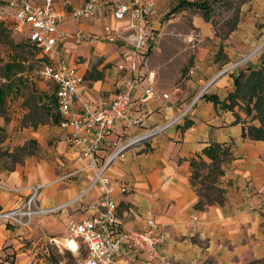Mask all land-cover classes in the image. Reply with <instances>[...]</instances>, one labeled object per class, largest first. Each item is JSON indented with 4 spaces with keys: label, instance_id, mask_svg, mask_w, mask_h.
<instances>
[{
    "label": "crops",
    "instance_id": "obj_1",
    "mask_svg": "<svg viewBox=\"0 0 264 264\" xmlns=\"http://www.w3.org/2000/svg\"><path fill=\"white\" fill-rule=\"evenodd\" d=\"M177 1L155 0L154 13L141 20L147 37L133 71L120 67L129 59L127 44L105 30L106 25L115 30L122 23L108 5L96 16L74 17L71 6L84 0L58 4L66 12L59 24L65 38L59 45L63 55L80 66L83 97L111 99L126 79H135L128 111L142 122L133 125L118 119L109 137L121 140L155 132L128 147L105 170V175L126 185L125 190L116 185L113 192L116 219L121 227L141 229L153 219L164 232L158 250L165 264H264V140L243 135V124L249 121H244L238 105L233 109L221 105L220 100L234 89L233 72L239 66L219 73L243 54L241 48L257 42L258 30L264 28V8L254 5L245 11L241 7V16L233 19L227 33H220L210 17L187 15L192 7L171 11ZM168 12L183 15L165 17ZM26 95L12 99L6 114H0V210L23 203L33 183L43 184L36 194L39 206L66 205L35 214L26 226L0 218V255L6 245L15 252L14 264H49L46 242L61 241V234L41 221L69 224L91 215L100 191L99 184L92 183L93 171L80 170L86 158L71 143L67 129L48 118L35 126L23 123L29 110ZM252 122L258 124L256 119ZM29 140L36 142L34 150L13 161L15 146ZM212 142L222 145L218 154L224 155L222 173L213 182L223 190L222 197L197 206L199 185L205 188L210 181L199 183L191 160L201 157L209 163L211 158L203 150ZM110 149L103 145L101 157ZM201 170L206 172L207 167ZM62 239L66 247L78 249V239ZM119 253L129 256L132 264H159L126 246ZM3 258L0 264L7 262Z\"/></svg>",
    "mask_w": 264,
    "mask_h": 264
},
{
    "label": "built area",
    "instance_id": "obj_2",
    "mask_svg": "<svg viewBox=\"0 0 264 264\" xmlns=\"http://www.w3.org/2000/svg\"><path fill=\"white\" fill-rule=\"evenodd\" d=\"M70 3L69 0H0V22L10 30L22 34L39 52L42 65L40 76L50 80L56 97L57 110L60 115L58 125L67 129L72 144L80 148L86 158L81 169L93 171L92 183L99 184V199L95 211L81 219L68 224L71 237L78 239L85 247L86 253L82 264H132L130 257L120 254L126 246L141 251L148 258L165 264L164 255L158 250V243L164 238V232L153 219H148L146 228L121 227L116 219V201L113 196L116 185L126 189L124 182H118L105 175L109 163L121 156L129 146L142 142L155 132H142L131 138L111 139L109 137L113 124L118 119L139 125L142 118L131 115L128 111L135 85L134 78H128L116 95L108 99L103 95L87 98L81 95L79 86L83 80L80 66L69 61L62 53L59 43L65 33L59 24L66 12L58 4ZM108 5L115 19L122 23L115 30L110 25L105 30L115 38L122 39L128 46L129 59L121 68L135 70L141 48L146 43L147 28L141 20L155 11V0H84L82 4L72 5V16H96L99 9ZM245 57V56H244ZM238 58L219 72H227L242 62ZM151 88H147L150 91ZM167 97V92H162ZM186 111L183 110L180 114ZM103 145L110 147L109 153L102 158L99 150ZM43 186L33 183L29 186L26 200L12 208L0 210V218L18 226L28 225L35 214H46L66 205L39 206L36 194ZM15 191L20 188L13 187Z\"/></svg>",
    "mask_w": 264,
    "mask_h": 264
},
{
    "label": "trees",
    "instance_id": "obj_3",
    "mask_svg": "<svg viewBox=\"0 0 264 264\" xmlns=\"http://www.w3.org/2000/svg\"><path fill=\"white\" fill-rule=\"evenodd\" d=\"M181 7H192L197 8L202 11L205 18L210 17L211 12V2L210 0H178L173 6L171 11H175ZM3 23V22H1ZM5 25V24H4ZM3 28L10 30L6 25ZM12 31V30H11ZM13 32V31H12ZM260 64L258 65H247V69H239L236 74L233 75L234 89L229 91L224 99L220 100L221 105L233 109L235 105L241 107L246 114L249 123L243 124V135L251 138L264 140V56L260 59ZM18 67V68H17ZM17 68V72L23 70L22 64L17 62L4 64L3 75L10 80V71ZM11 90L10 84L7 82L0 86V114H4L3 111L6 109V98ZM31 88L26 92V97L24 103L29 106V110L24 113L23 123L36 125L38 122H43L50 119L52 123H58L60 120V115L57 110L56 97L53 92L48 94L51 97L52 106L46 104L42 100V95H37L32 91ZM46 97L47 94L43 93ZM228 99V102L225 100ZM55 111V112H54ZM237 118L238 117V113ZM256 119L258 124H254L252 121ZM1 138V137H0ZM222 145L218 142H212L209 146L204 148V152L211 158L208 163L203 158L192 159L191 163L195 168V177L199 178V183H204L205 179H209L210 183L205 185V192H200L199 190V200L197 201V206H203L205 201L211 202L213 199L221 200L223 190L213 184L217 180V177L222 173L220 167V162L223 156L218 154V151ZM36 147V142L34 140H29L22 145L15 146L12 153L13 161H21L24 155L31 153ZM227 148H224L223 153L227 154ZM207 167L206 172H203L201 168ZM216 191L215 195L212 197L209 192ZM205 195V200L203 196ZM7 248L5 245L3 249ZM54 256H51L49 264H55ZM3 260L7 261V264H14L15 262V252L9 251L5 253Z\"/></svg>",
    "mask_w": 264,
    "mask_h": 264
},
{
    "label": "rangeland",
    "instance_id": "obj_4",
    "mask_svg": "<svg viewBox=\"0 0 264 264\" xmlns=\"http://www.w3.org/2000/svg\"><path fill=\"white\" fill-rule=\"evenodd\" d=\"M210 2V19L213 22L217 32L220 33H223L225 31L227 33L229 27H231L233 19L237 20L239 16H241L240 12L243 11L241 7H243L245 11H249L254 5L259 7L262 6L264 8V0H256V4L255 0H210ZM243 2H245L244 5ZM186 13L187 15L190 14L202 16V11L197 8H188L186 10ZM178 15H183V13L180 14V12H168L165 17L173 18ZM244 15L245 13L242 14V16ZM2 24L4 25V23L0 22V86L7 82L11 86V90L8 93L9 95L6 98V108L9 103L11 105V101H13L12 99L21 97L22 93H26L31 88H33V90L37 89L39 91L38 95H42V100L45 101L46 104L52 106L51 97L48 94H51L53 84L50 80H45L40 76L39 70L42 65V59L39 57L38 50L28 42L24 35L3 28ZM262 25L264 24L262 23L261 26ZM261 26L258 25L257 28L260 29ZM257 37V42L251 48H241V51L244 50V52L243 54L239 55V58L243 59L242 62L238 65L239 67L234 70V74H236L235 72H237V69H247V65L245 63L247 61L254 62L256 63L255 65L261 63L260 59L262 58V56H264V28H262V30H258ZM258 46L259 48L256 49V47ZM6 62H17L19 64H22L23 70L17 72L16 69L18 67L14 68L12 71H10L11 77L10 80H8L3 75L4 64ZM43 93L47 94V96L44 97ZM241 107L239 108L242 110ZM6 112L7 110L5 109L3 113L6 114ZM244 121H248L245 113ZM0 135H3V133H0ZM199 190L201 192H205L203 184L199 185ZM213 194L214 191L210 192V196ZM41 225L49 229L50 231L57 233L60 232L61 234V241L53 239L46 242L49 251V255L47 256L49 262L51 260V256H54L56 260L52 258V261L54 260L55 264H82V258L86 253L83 244L79 241L78 249H76L75 251L64 245L62 237L72 236L68 228V223L66 224L64 220L55 223H49L45 222V220H42ZM9 251V249H6L5 253ZM4 255V253H1L0 256L4 257ZM7 263L8 262H5L4 264Z\"/></svg>",
    "mask_w": 264,
    "mask_h": 264
},
{
    "label": "bare ground",
    "instance_id": "obj_5",
    "mask_svg": "<svg viewBox=\"0 0 264 264\" xmlns=\"http://www.w3.org/2000/svg\"><path fill=\"white\" fill-rule=\"evenodd\" d=\"M259 48V46L258 47H256V49H258ZM72 245V247H73V243L71 244Z\"/></svg>",
    "mask_w": 264,
    "mask_h": 264
},
{
    "label": "water",
    "instance_id": "obj_6",
    "mask_svg": "<svg viewBox=\"0 0 264 264\" xmlns=\"http://www.w3.org/2000/svg\"><path fill=\"white\" fill-rule=\"evenodd\" d=\"M224 72V70H222L221 72H219V73H223ZM130 147V146H129ZM127 149V148H126Z\"/></svg>",
    "mask_w": 264,
    "mask_h": 264
}]
</instances>
